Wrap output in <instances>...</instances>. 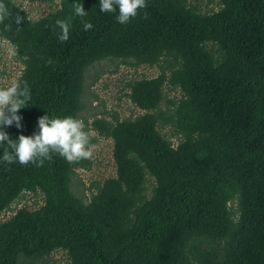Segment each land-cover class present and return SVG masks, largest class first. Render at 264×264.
<instances>
[{"label":"trees","instance_id":"obj_1","mask_svg":"<svg viewBox=\"0 0 264 264\" xmlns=\"http://www.w3.org/2000/svg\"><path fill=\"white\" fill-rule=\"evenodd\" d=\"M219 1L220 10L201 14L189 0H146L121 25L116 14L100 12L99 0H58L36 20L0 0L11 12L0 38L14 47L23 64L16 82L31 93L17 113L22 127L0 129L12 140L38 132L46 114L79 119L84 71L97 61L174 63L169 75L130 85L131 101L146 113L93 122L113 141L115 176L88 202L69 186L80 161L53 155L43 167L9 165L2 160L7 146L0 147V219L23 192L43 195L37 210L23 207L0 220V264L55 251L68 264H264V0ZM76 3L84 17L75 15ZM57 20L70 24L66 42ZM166 85L181 92L170 118L177 145L151 113ZM147 176L154 180L150 197Z\"/></svg>","mask_w":264,"mask_h":264},{"label":"rangeland","instance_id":"obj_2","mask_svg":"<svg viewBox=\"0 0 264 264\" xmlns=\"http://www.w3.org/2000/svg\"><path fill=\"white\" fill-rule=\"evenodd\" d=\"M57 1L12 0L27 13L31 20L49 13ZM189 3L201 14L217 12L222 6L219 0H189ZM171 60L166 58L157 65L148 66L138 65L131 58L111 57L97 61L85 69L79 119L84 122L85 131L89 133L91 144L95 145V148L93 156L88 160H81L70 176V191L76 198L88 202L90 196L97 191L104 180L115 176L112 157L113 141L95 129L93 122L102 120L112 125L146 113L131 101L130 85L136 80L154 78L161 72L169 75L170 65L174 64ZM22 70L23 64L17 58L14 47L0 38V88L14 84ZM180 97L179 89L166 85L159 108L151 111L161 117L158 130L173 145H177L181 139L170 120ZM153 186L154 180L147 176L144 192L146 197H150ZM42 205L43 195L40 192H23L10 209L2 213L0 220H6L20 208L37 210ZM231 206L234 207V204ZM68 262L63 251H55L43 258L26 261L24 264H68Z\"/></svg>","mask_w":264,"mask_h":264},{"label":"clouds","instance_id":"obj_3","mask_svg":"<svg viewBox=\"0 0 264 264\" xmlns=\"http://www.w3.org/2000/svg\"><path fill=\"white\" fill-rule=\"evenodd\" d=\"M75 15L84 17L87 13L79 3L73 4ZM146 0H99V9L104 14H116V20L126 25L138 15L140 9L146 8ZM11 15L7 5L0 3V24ZM20 22L17 16L16 23ZM56 25L61 33L58 39L61 43L69 39L70 24L57 20ZM7 29V25H5ZM85 31L93 29L91 22H83ZM49 63H52L49 60ZM31 100V93L26 82L22 87L16 82L9 87L0 88V129L15 124L22 127V117L17 113L26 108ZM2 160L6 164L19 163L22 166L32 164L43 167L45 161H51L53 155L65 159L69 163L88 160L93 156L95 145L91 144L90 135L85 131L82 120L74 117L50 118L48 114L38 119V132L26 137L20 135L18 140H12L8 134L0 130V147H4ZM11 149V151H8Z\"/></svg>","mask_w":264,"mask_h":264}]
</instances>
